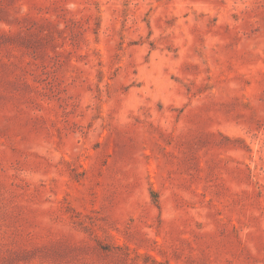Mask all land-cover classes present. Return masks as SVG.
Segmentation results:
<instances>
[{"label":"rangeland","instance_id":"374dc122","mask_svg":"<svg viewBox=\"0 0 264 264\" xmlns=\"http://www.w3.org/2000/svg\"><path fill=\"white\" fill-rule=\"evenodd\" d=\"M0 264H264V0H0Z\"/></svg>","mask_w":264,"mask_h":264}]
</instances>
